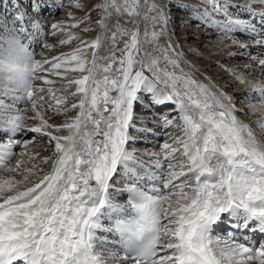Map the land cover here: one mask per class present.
I'll use <instances>...</instances> for the list:
<instances>
[{
	"label": "bare ground",
	"instance_id": "bare-ground-1",
	"mask_svg": "<svg viewBox=\"0 0 264 264\" xmlns=\"http://www.w3.org/2000/svg\"><path fill=\"white\" fill-rule=\"evenodd\" d=\"M153 1L147 0L149 4ZM262 1L264 0H257V2L264 4ZM122 2L119 4L123 5L121 6L123 7L122 12L109 17L106 16L107 12L102 14L104 22L101 24L98 34L96 33L97 39L93 44L97 51L93 69L96 71L93 73L96 72L97 78L90 83V86L93 91L95 90L94 97L101 101V107L110 106V113L103 117L106 128L98 125L97 122L95 123L101 118L102 110L98 112L96 108L93 111L88 109L90 107L86 103V98L84 101L87 110H83L85 108L82 107L79 108L81 117L85 114L84 111L88 117L89 110L92 111L90 119L85 120L86 125H88V127L84 126L85 129H80L77 126L79 125L78 121L77 125L73 124V126V120L66 118L69 121H65L62 125L58 124L57 129L52 126L45 129V131L50 132V135L47 136L46 132L40 133L38 130L40 127L35 124L23 122V135L36 128L32 132L35 131L39 136L50 139V144L54 149V157L52 156L53 159H50L48 163L45 161L43 163L41 155L39 157L37 154L38 157L31 161L33 149L28 151L25 148L19 151L17 159L10 165L8 164L7 169L0 174V250L6 249V253L14 250L15 254L11 255V258L12 260H19L18 264H135L120 254L115 255L114 251L118 253L117 248L113 249L107 246L109 243L111 246H117L115 236L113 237L116 231L111 226L112 221H108L114 204L109 209L105 207V203L110 204L112 202V193L107 192L108 185L111 176L122 165L118 158H120L121 150L128 135L127 130L120 125L121 116L124 113L120 95L123 94L124 96L129 85L130 72L128 71H133L134 68H138L141 63H144V66L148 65L152 69L158 70L159 78L162 79L166 75L162 79L161 85L165 86L164 88L168 90L170 96L178 102H183L182 106L187 105L186 98L188 97L185 95V89L181 88L180 94L170 90L168 80H175L174 82H176L175 78H177L176 73L172 70L171 72L170 66H168L170 56L168 55V57L163 52L162 46L164 45H162L161 39L143 27V20L149 16L147 14L149 4L145 3V0L141 2L140 0H122ZM161 2L163 3L161 5L163 15L166 14L165 20L168 22L167 1L162 0ZM224 6L228 7L227 4ZM255 14L248 12L243 14V17L245 20L250 19L249 21H251L253 18L255 19L254 16H257L256 23L262 13L260 15ZM23 18L24 16L20 20L22 23L25 19ZM35 20L39 30L44 32L40 18L37 16ZM249 21L232 19L227 22H232L229 26L231 31H229L231 33L245 31ZM169 29V25H166V35H169L167 33ZM25 37L28 39L25 42L30 44V48H32L36 43L32 39V32L29 31L28 33L26 30ZM170 39L169 37L168 40ZM238 42H241V46L249 43L246 40H238ZM137 45H141L142 53L136 57L133 51ZM246 48L248 49V46ZM250 49L252 48L249 45L248 50ZM255 49L258 48L255 47ZM258 50L260 51V49ZM43 55V58H40V60L42 59L41 64L53 58L49 54ZM215 58L214 56L213 59L216 60L217 58ZM159 64L162 66L158 67ZM181 66L187 70V72L185 71L187 74L197 77L196 79L204 83L203 73L201 74L198 70L194 71L183 62H181ZM239 66L242 67V65ZM256 75L259 76V74ZM1 81L2 79H0V94L4 92L2 88L4 84ZM115 82L121 86V92H115ZM258 82L256 81V83ZM77 83L76 90L82 89L80 90L82 94L87 84L84 80ZM164 88L160 85L157 88L160 93H157L160 95L158 101L166 96V89ZM214 93L216 96L220 94L219 92ZM201 94L206 97L205 92ZM80 96L74 97L75 104L81 101ZM5 97L10 100V95ZM222 98L227 105L224 103L223 107L218 106V112L215 110L213 115L224 114L223 116H226V112L229 110L234 114V117H225L223 127H217L216 118L211 115L212 113L208 114L207 111L203 110L202 105L197 106L199 111H196V115L191 114L185 120L189 136L193 135L191 143L187 146V154L202 157L211 168L208 172L204 168L205 166H197L195 173L197 175L209 173V175L216 176L217 179L215 181L199 180L200 182L197 183L199 185L195 190L197 191L196 194L189 196V199L180 198L175 204L171 198L164 201V195L158 199L164 204L159 202V205L156 203L154 207L151 203L154 201L150 200H148L150 205L144 200L148 206L136 204L137 195L133 197L135 201H131L138 209L137 215L141 216L142 220H150L151 223L164 220L167 222L164 229L172 231L170 237V240H173L172 244L169 243L161 250V256L156 258L154 264H188L189 261H193L192 257L188 262L186 261L194 253V251L192 252L193 244L199 243L200 236L204 241H208L205 237L207 229L214 224L219 225L229 209L232 208L234 211L238 208L235 206L237 204L244 207L243 213L250 211L255 217L254 219H264V168L258 164L255 165L254 162V159H257L264 165L263 137L255 135L256 133L253 134L244 122L240 123L238 121L240 116L236 112V107L231 105L232 100H228L224 96ZM207 99L211 101L209 97ZM7 104L5 101H0L1 108H12V105ZM261 108L259 104L254 105V108L250 110L253 117L259 118L264 115ZM168 109L169 112L176 111L175 106H170ZM260 119L259 123H255L261 124L264 128V117ZM110 120L115 121L112 129L108 126ZM197 124L200 125L197 126ZM209 128H214L211 136H208ZM0 132L1 135L3 129ZM54 135L63 137V140L57 139ZM27 136L25 135V138ZM97 139H101V141H97ZM2 143L0 147L4 148L1 150L9 149V155H15L14 148H17L15 141L8 140L5 145ZM32 145L34 144L32 143ZM206 147L207 149H205ZM35 150L41 152L43 149ZM83 161L85 167L82 166ZM200 162L197 160L194 165H198ZM44 166H48V168L44 169ZM90 185L94 189L92 193L88 190ZM129 229L131 230L132 227L130 226ZM197 232L200 233L195 240ZM111 238H114L115 242H112ZM10 243L11 246L8 247ZM207 246L216 264H264V250H260L256 256H250L249 251L235 247L225 238L211 239V242H207ZM165 249H167V253ZM164 252L166 253L165 256L162 255L165 254ZM258 257H262L261 261H257Z\"/></svg>",
	"mask_w": 264,
	"mask_h": 264
},
{
	"label": "rangeland",
	"instance_id": "rangeland-1",
	"mask_svg": "<svg viewBox=\"0 0 264 264\" xmlns=\"http://www.w3.org/2000/svg\"><path fill=\"white\" fill-rule=\"evenodd\" d=\"M161 1L154 0L149 4L145 0V3L149 4V9H147L149 16L143 20V27L145 30L154 33L158 39H161L162 45H164L162 46L163 52L170 56H168L170 58H168L170 71L176 73L177 78H179H175L176 82L167 79L169 87H171L170 90L180 94L181 88L185 89V95L188 97L186 98L187 105L182 106L183 102H178L170 96L168 90L164 88L165 86L161 85L162 79L166 75L162 79L159 78V75H157L159 71L155 68L152 69L141 63L138 68L128 71L130 72V82L125 91V97L123 94L120 95L124 111L120 125L127 130L128 135L121 150L120 158H118L122 165L109 180L107 192L112 193V202L110 204L105 203L107 209L114 204L112 199L115 195L114 187L121 188V185L117 183V179L121 180L119 174L123 173L124 166L137 174L143 162L165 163L169 168L166 177L170 178V183L173 179L186 175L181 183L171 186L172 191L169 194L167 193V196H165L166 192L163 188L164 201L171 198L175 204L180 198L189 199L191 195L196 194L197 191L195 190L199 185L197 183L201 181L198 176H202L195 173L196 169L202 165L205 166L204 168L207 171L210 168V165L204 162L202 157L187 154V146L191 143L193 135L189 136L185 120L191 114L196 115V111H199L198 105H202L203 110L213 115L215 110L218 112V106L223 107L224 103L227 105L222 96L227 97L228 100H232L231 105L234 108L236 107V112L240 116L238 121L247 124L253 134L256 133L255 135L263 137L264 140L263 126L255 123H259L260 118H263L264 115L256 118L253 117L252 111L250 112L254 105L258 104L260 108L262 107L261 110L264 111V47L262 48L260 37L255 40L244 35L233 34L230 32L231 28L229 29L232 22L227 23L229 19L248 22L249 20H245L242 15L248 12L262 11L264 4L257 2V0H166L168 6L166 13L169 17L168 22H166V14L163 15L161 9L163 4ZM120 3H123L122 0H0V79L4 84L2 85L4 92L0 94V101L12 105V108L0 107V117L17 121L14 123H17L21 130H23V122L31 125L35 124L40 127L38 129L40 133L46 132V135L49 136L50 132L45 131V129L51 126L57 129L58 124L62 125L65 121L68 122V118L73 120L72 125H77L79 122L77 126L80 129H85V120L90 119L93 109L96 108L98 112L102 110V115L95 123L97 122L98 125L105 127L103 117L109 114L110 110L108 113L103 111L101 101L94 97L95 90L93 91L90 86V83L97 78L96 72L93 73V71H96V69H93L97 54L93 44L97 39L101 24L104 22L102 14L107 12L106 16L109 17L122 12L123 7L121 6L123 5H119ZM225 4L228 7H225ZM23 16L25 19L23 18L24 22L22 23L20 20ZM37 16L44 26V32L39 30L37 26L38 23L35 20ZM255 17L257 18V16ZM166 25H169L170 28L167 32L169 35H166ZM246 25L252 27L250 23ZM247 29L248 31L251 30V28ZM26 30L28 33L29 31L32 32V39L37 43L34 49L30 48L31 46L25 42L28 40L25 37ZM40 34L44 35L41 40H38ZM169 37L170 40H168ZM238 40H246L249 43L241 46V42H238ZM223 43L224 45H222ZM249 45L252 48L250 50H248ZM246 46H248V49ZM141 48V45L136 46L133 51L134 56H140L142 53ZM43 54L52 55L53 58L41 64L42 59L40 60V58H43ZM214 56L220 61L216 58L214 60ZM179 58L181 62L194 71L198 70L201 74L203 73L202 75L206 79H204V83L196 79L197 77L187 74V70L183 69ZM163 65L165 64L163 63ZM239 65H242V67ZM160 66L162 65L159 64L158 67ZM256 74H259V76ZM83 80L87 86L81 94L80 90L82 89L78 88L76 90V87L78 86L77 82ZM256 81L259 82L256 83ZM18 83L29 84L31 87L30 93L35 95L32 96V102L26 99L28 104L25 106L21 104L20 95L18 97L19 101L16 98L17 94L13 86H18ZM159 85L166 89V91L164 90L166 96L160 101H158L160 93L157 90ZM114 86L116 87V93L121 92L119 83L115 82ZM202 92L206 93V97L202 96L204 95L201 94ZM214 92L220 94L216 96ZM257 92L262 94V98H258ZM207 93L211 95L209 96ZM245 94L248 95L245 96ZM8 95H10V100L5 97ZM78 96H80L81 101H78L80 105L77 103V106L74 101ZM85 98L87 105L90 107L88 109L92 110H89V117L86 116L85 111L82 117L79 115L80 107L87 110ZM177 103L179 105H176ZM170 106H175L176 111L169 112L168 108ZM223 115H213L217 119L215 121L218 128L223 127L225 117H234L230 110L226 112V116ZM15 116L18 117L15 118ZM105 123L107 124V122ZM114 124L115 121L110 120L109 125H107L112 129ZM199 125L197 124V126ZM86 126L88 127V125ZM12 129L17 130L15 126ZM35 129H32V131ZM32 131L27 133L26 138L15 139L17 148H14L16 154L12 162L19 156V151L25 148L28 151L32 149L34 151V153L32 151L31 161L38 157L37 154H39V157L41 155L43 163L44 161L48 163L50 159H53L54 149L50 144V139L44 136L41 137L35 131ZM213 131L214 128H209L208 136H211ZM109 132L111 131L109 130ZM54 137L63 140L61 136L54 135ZM97 141H101V139H97ZM29 146L32 147L28 148ZM34 148H42L43 150L40 152ZM197 160L201 162L194 165ZM82 166H86L84 161ZM43 168L47 169L48 166ZM206 174L202 178H209ZM154 189L157 192L161 190L156 187ZM88 190L91 193L94 191L92 185L89 186ZM133 193L138 195L136 192ZM146 197L149 198L148 195ZM144 200L150 205L147 199ZM147 204L145 203V205ZM166 223L164 221L163 225Z\"/></svg>",
	"mask_w": 264,
	"mask_h": 264
}]
</instances>
